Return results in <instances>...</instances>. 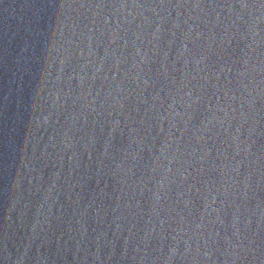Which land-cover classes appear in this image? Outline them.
I'll use <instances>...</instances> for the list:
<instances>
[{
  "label": "water",
  "instance_id": "95a60500",
  "mask_svg": "<svg viewBox=\"0 0 264 264\" xmlns=\"http://www.w3.org/2000/svg\"><path fill=\"white\" fill-rule=\"evenodd\" d=\"M264 198V0H0V264H194Z\"/></svg>",
  "mask_w": 264,
  "mask_h": 264
}]
</instances>
